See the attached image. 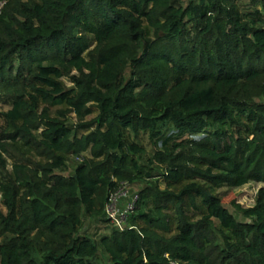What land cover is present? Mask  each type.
Wrapping results in <instances>:
<instances>
[{"label": "trees", "instance_id": "1", "mask_svg": "<svg viewBox=\"0 0 264 264\" xmlns=\"http://www.w3.org/2000/svg\"><path fill=\"white\" fill-rule=\"evenodd\" d=\"M0 4V264H104L100 251L109 264H264V189L253 208L231 203L245 222L215 192L264 184V0L246 13L239 0ZM130 133L156 147L151 170ZM71 157L83 162L59 174ZM143 181L130 229L82 235L119 183Z\"/></svg>", "mask_w": 264, "mask_h": 264}, {"label": "rangeland", "instance_id": "2", "mask_svg": "<svg viewBox=\"0 0 264 264\" xmlns=\"http://www.w3.org/2000/svg\"><path fill=\"white\" fill-rule=\"evenodd\" d=\"M194 0H182L184 6H187L189 3H191ZM251 1L252 0H239V6L242 10L243 13H246L248 11V9L250 8L251 5ZM67 87L72 88L73 84L71 82L70 79L66 78L63 81ZM11 109V105L6 101V100H0V131L2 130V128L5 125V121L3 118V114L8 112ZM61 110H65V108L63 106H55L51 108V116L53 118L58 117V111ZM98 110L97 108H93V114H91L86 120L85 122H91L93 121L97 116H98ZM68 125L72 128H74L75 130H78V128H80V121L75 117V115L72 114H68ZM79 137L88 134V132L83 131L82 129H79ZM166 138L171 136L175 130L174 128H170L166 131ZM132 140L134 139L139 145L143 146L148 155L141 160V165L145 168V169H152L153 167H151V165H149L148 160L149 158H152L155 154H156V147H154L152 141L150 140L149 136L147 134H142L140 136L139 139H136L134 137V135L132 133H130ZM29 155L31 156V158H33L34 160L38 161V162H44L43 159L38 158L34 153H29ZM86 157H89V153L85 154ZM7 161H8V165H9V170H12V165H13V160L10 159L9 157H7ZM83 162L82 159H78L76 157H71L70 161L68 162V167L65 171H59V174L65 175V176H69L71 174L74 173L76 167ZM158 171V169H157ZM147 180V182L153 181V182H157L160 190L165 191L168 188V183L165 181L164 178H156V179H152V180ZM133 187H131V191H134L135 193H137L138 191H141L143 189H145L146 184L144 183H133L132 184ZM172 189V188H171ZM261 189H264V184L263 183H257V182H252L242 188L239 189H234L232 190L229 187H221L215 190V192L217 193V195H219L220 197H222L224 203L226 204V206L229 208V210L231 211L232 214H234L240 222H245L246 219L243 217L242 214H240L236 208L234 206L231 205V203L233 201H235L237 203V205L241 206L243 209H250L253 208L256 204V198L259 194V192L261 191ZM173 190V189H172ZM179 188H176V191H178ZM200 203V202H198ZM0 208L4 210V212L6 211V208L0 204ZM171 214L173 212H170ZM192 217L194 219V221L200 220V214L198 212H193ZM106 219V216L102 217V219H91L89 217H87V215L84 214L83 216V228L81 230L82 235H86L92 239H95L97 242L100 241V239L103 236H108L111 235L113 231H119L121 229H117L116 227H114V225H111L108 221L104 222ZM129 226H131L130 222H129ZM100 260L102 261V263L104 264H109L108 261V257H106L102 251H100Z\"/></svg>", "mask_w": 264, "mask_h": 264}, {"label": "built area", "instance_id": "3", "mask_svg": "<svg viewBox=\"0 0 264 264\" xmlns=\"http://www.w3.org/2000/svg\"><path fill=\"white\" fill-rule=\"evenodd\" d=\"M3 4H0V9ZM132 184L128 182L119 183L116 191L109 196L105 216L111 225H114L119 231L130 229V218L135 214L140 199V191L135 193L131 191ZM171 264H180L171 262Z\"/></svg>", "mask_w": 264, "mask_h": 264}]
</instances>
